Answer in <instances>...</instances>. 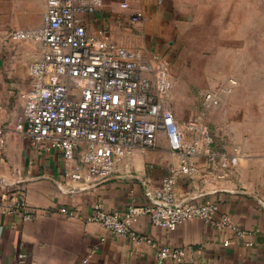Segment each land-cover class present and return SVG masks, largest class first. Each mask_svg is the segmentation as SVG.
I'll return each mask as SVG.
<instances>
[{"label":"built area","instance_id":"2783aa9c","mask_svg":"<svg viewBox=\"0 0 264 264\" xmlns=\"http://www.w3.org/2000/svg\"><path fill=\"white\" fill-rule=\"evenodd\" d=\"M47 2L40 26L14 28L9 37L41 45V56L29 64L31 86L22 94L16 130L38 149L61 151L65 181L58 183L60 189L75 193L70 181L86 188L110 180L121 160L135 150L154 148L163 134L178 162L160 185L147 188L143 204L134 203L122 211L97 203L88 220L100 224L108 235L135 242H150L134 227L145 214L168 230L200 219L242 235L217 202L202 197L219 190H207L210 185L240 175L243 152L239 145L230 149L221 145L208 122L179 120L167 97L172 86L170 61L159 53L146 59L139 50L111 40L105 29L92 30L91 16L104 0ZM139 17L135 14L133 20ZM202 97L210 108H219L223 100L215 89L203 91ZM5 132L6 127L0 126V149ZM181 184L188 190L180 193ZM0 213L33 216L22 195L0 196ZM189 251L186 246L160 244L157 258L160 263L171 259L181 264L189 260ZM89 257L77 264H86Z\"/></svg>","mask_w":264,"mask_h":264},{"label":"crops","instance_id":"0c3cea01","mask_svg":"<svg viewBox=\"0 0 264 264\" xmlns=\"http://www.w3.org/2000/svg\"><path fill=\"white\" fill-rule=\"evenodd\" d=\"M47 4V0H0V126L6 127L0 149V196H24L33 214L25 218L0 213V264H77L88 256L86 264H178L158 261L160 244L190 248L189 260L181 264H264V162L257 160L259 149L252 144L240 146L245 156L241 175L210 185L207 190H219L202 197L217 202L242 235L200 219L168 230L145 214L134 227L150 242H135L108 235L100 224L88 220L97 203L122 211L143 204L147 188L160 185L178 162L163 134L154 148L135 150L121 160L110 180L86 188L70 181L75 193L60 189L58 183L65 181L61 151L38 149L16 130L22 94L31 86L29 64L41 56V45L9 37L14 28L40 26ZM184 13L183 0H104L91 16V28L105 29L111 40L139 50L146 59L157 53L168 59ZM135 14L138 20H133ZM184 189L188 187L181 184L178 191ZM64 210L73 211V216Z\"/></svg>","mask_w":264,"mask_h":264},{"label":"rangeland","instance_id":"374dc122","mask_svg":"<svg viewBox=\"0 0 264 264\" xmlns=\"http://www.w3.org/2000/svg\"><path fill=\"white\" fill-rule=\"evenodd\" d=\"M183 4L186 13L168 57L172 86L167 97L176 116L208 122L229 149L254 145L257 160L264 162V0ZM209 89L222 95L219 108L203 103L202 92Z\"/></svg>","mask_w":264,"mask_h":264}]
</instances>
